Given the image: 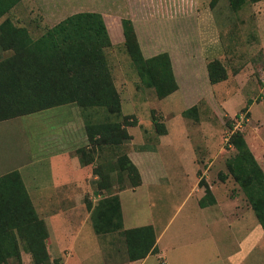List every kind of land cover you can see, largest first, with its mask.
Segmentation results:
<instances>
[{
  "label": "crops",
  "instance_id": "obj_1",
  "mask_svg": "<svg viewBox=\"0 0 264 264\" xmlns=\"http://www.w3.org/2000/svg\"><path fill=\"white\" fill-rule=\"evenodd\" d=\"M175 2L159 1L157 12L167 17L169 9L166 5L173 9ZM180 3L182 2L177 0V5ZM252 4L258 9L264 4V0ZM207 22L202 19L199 21L202 36L212 34ZM177 33L184 34L182 30ZM170 44V49L166 52L170 55L178 88L165 98H157L165 101L159 111L166 131L157 134L152 140L153 144H135V138L129 132L130 127L138 124L137 117L133 115L136 124L126 126L131 135L130 141L122 144L126 146L125 154L140 174L138 185L115 192L121 206L122 229L151 225L156 248V252H149L145 257L128 264H264V229L249 204L241 203L240 197H226L224 190L226 191L229 178L223 176L224 179H221L219 176L220 182H214L213 165H218V171L222 167L215 161L216 157L210 158V141L200 134L208 130V110L212 105L223 109L230 117L237 113L238 109L229 113L225 107L228 92L237 89L233 87L228 90V71L226 79L217 83L210 82L207 64L211 59L205 56V52L213 51L212 45L202 48L203 45H175L172 41ZM224 58L226 55L223 54L218 60L226 68L222 61ZM239 76V73L235 75V80H239ZM217 84L226 93L218 91L216 95L214 86ZM178 99L186 106L180 112H173L172 107ZM254 102L248 97L240 108H246L251 113ZM193 105H197L200 112L191 121L188 118L190 116H184L182 112ZM204 109L206 118L202 120L200 115ZM67 112L69 117L75 114L72 109ZM14 118L0 121V258L20 259L22 264H34L31 262L32 256L27 243L35 236L39 237L41 231L40 225L33 219L32 208L44 222L47 231L45 243L51 263L55 259L60 264H93L91 260L103 259L110 261V258L121 251L123 241L117 234L103 235L110 239L108 245L111 252L108 253L107 249L103 252L97 250V254L85 255L83 259H77V254L75 255L74 245L80 227L75 233L71 229L77 228L74 221L85 219L82 214L83 195L90 191L86 178L91 176L88 168L93 169V164L81 165L75 152L79 147L88 146L82 117L77 124L63 125L60 135L53 138V141L44 143L40 140L32 153L30 139L23 130L22 123L7 124ZM257 134L258 138L255 139L244 137L249 148L257 150L259 155L256 154L255 158L258 161V156H262L263 152L260 143L264 139L259 128ZM198 150L202 151L199 153ZM41 161H45L47 166L41 167ZM64 164H69L70 168L65 170ZM82 168L87 170L83 173ZM11 172H18L23 189H20L13 177H6ZM221 174L223 173L219 175ZM93 177L97 179L98 176ZM201 179L208 185L211 196L204 197L205 185L200 183ZM218 185L221 192L218 191ZM160 187H168L170 196H158L161 206L157 208V214H162L166 210L167 201L174 198L180 202L172 215L158 220V224L151 220L146 224H131L126 227V216L119 193L131 191L133 195H137L138 190L143 189L149 194L151 189ZM86 209L88 208H85L86 219H90V211ZM130 219L129 222H133L138 217L135 215Z\"/></svg>",
  "mask_w": 264,
  "mask_h": 264
},
{
  "label": "rangeland",
  "instance_id": "obj_2",
  "mask_svg": "<svg viewBox=\"0 0 264 264\" xmlns=\"http://www.w3.org/2000/svg\"><path fill=\"white\" fill-rule=\"evenodd\" d=\"M159 1L164 0H127V2L126 0H21L0 17V23L7 19L13 25L23 28L32 40H37L48 29L72 14L95 12L101 14L110 40V45L103 48L102 51L121 101V112L108 113L102 107L81 110L76 104H64L10 120L7 124L22 123L23 130L27 132L30 139L31 153L36 150L35 147L40 140L44 143H48L50 140L53 141V138H58V135H60V129L63 125L67 123L77 124L80 117H82L85 126L88 121L131 122L132 119L134 120V115L138 119V124L136 127H130L129 129V132L135 138L134 143L153 144L152 140L158 133L151 123V117L155 115L161 122L162 115L159 110L163 108L165 101L158 100L152 88L140 84L136 68L130 60L124 45L123 19L131 20L140 50L145 58L160 52H166L170 49V41L175 45L189 44L198 47L203 45L202 48L210 44L213 46V51H206L205 56L211 60H218V58L221 59L223 54L226 55V58L222 61L230 75L227 84L228 90H232L233 87H236L237 90L228 92V103L225 107L229 113L238 110L233 117H230L223 109L212 105L208 110L209 112L207 111L210 117L207 121L209 122L208 130L200 133L205 136L206 140L210 141V158L214 159L216 157L215 161L219 162L223 169L218 171V165H213L214 182H220V173H228L225 161L233 156L235 149L224 138L231 127V120L233 121L239 112H246L248 118L240 132L249 139H255L258 138L257 129L259 128L264 139V117H262L264 115V4L257 9L254 6L255 4L246 1L238 10H234L229 5L228 0H217L212 7L210 6V0H179L182 3L178 5L177 0H173L176 1L175 6H173L175 8L170 9L166 5L169 9L166 17V15L157 12ZM156 2L158 3L156 4ZM256 12H259V14ZM172 16L177 18H171ZM200 19L208 21L212 34L202 36L199 25ZM181 30L185 35L177 33ZM19 39L21 41V38ZM214 46L218 48H214ZM11 53L10 49L0 50V59L10 56ZM238 73L240 74L239 80H235L234 76ZM214 90L216 95H218V91L219 93L224 92L220 84L214 86ZM248 97L255 101L251 107V113L240 108L245 104V99ZM177 101L172 107L173 112L175 110L180 112L186 106L182 104L181 99ZM69 109H72L76 115L71 114V117H69L67 112ZM205 115L206 111L204 109L201 112L200 119L206 118ZM188 118L193 121L192 117ZM260 147L263 152L262 156H258V163L264 171V142L260 143ZM125 148L124 145L115 148L104 147L99 152L92 167L99 165L103 172H107L108 169L105 164L108 161H114L118 155H122L126 150ZM201 151L198 150L199 153ZM251 151L254 156L259 155L256 149L252 148ZM40 164L41 167L47 166L45 161H41ZM68 168H70V165L64 164V169L67 170ZM82 169L83 173L87 170ZM88 173L91 176L86 178V184L88 183L90 191L83 195L84 206L82 205V214L85 219L79 218L74 221L77 228L71 229L75 233L80 227V232L76 238L77 242L74 245L77 259H83L88 254L95 255L99 250L103 252L107 249L108 253L111 252L109 251L111 247L108 245L110 239L103 235H97L93 230L90 219H86V201L89 200L91 203H95L99 198L111 192L115 193L123 187H130L131 184V180L125 172L118 176L117 171H111L110 190L101 189L100 197L96 199L93 191L97 179L93 177L95 175L92 168L91 170L90 167L88 168ZM226 177L229 178L226 191L224 190L226 197H240L241 203L249 204L244 192L230 176V173ZM218 187V191L221 192V187L219 185ZM137 193V195H133L131 191L119 193L122 199L123 212L126 216V227L131 226V224H146L151 220L158 224V220L170 217L180 202H177L174 198L168 200L165 205L166 210L162 214H157V208L161 206L158 196L169 197V188L151 189L149 194L141 189ZM135 215L138 219L129 222V220L131 221L130 217ZM79 223H81V226ZM122 245L123 243H121L120 253L112 259L110 258V261L103 259L102 261L91 260V262L93 264L124 263L127 260L125 246ZM95 261L96 263H94ZM6 264H22V261L19 259L8 260Z\"/></svg>",
  "mask_w": 264,
  "mask_h": 264
},
{
  "label": "trees",
  "instance_id": "obj_3",
  "mask_svg": "<svg viewBox=\"0 0 264 264\" xmlns=\"http://www.w3.org/2000/svg\"><path fill=\"white\" fill-rule=\"evenodd\" d=\"M20 1L0 0V17ZM246 1L254 3L258 0H228L234 10H238ZM216 2L210 0V6ZM122 27L126 52L136 68L140 84L152 88L158 99L173 93L178 85L169 54L160 52L145 58L131 20L123 19ZM109 45L102 16L95 12L72 14L48 29L37 40H32L23 28L13 25L7 19L0 23V50L12 51L10 56L0 59V121L64 104H76L81 110L102 107L108 113L121 112V101L102 51ZM207 70L211 83L226 79V69L220 60L209 61ZM198 109L197 105H193L182 113L184 116L195 117ZM151 121L158 134L165 133L164 124L155 115H152ZM135 124V118L124 123H85L88 146L79 147L75 151L81 165L94 164L104 147L115 148L130 140L131 135L126 126ZM228 142L234 147L235 153L225 161L228 173L221 174L220 178L224 179L230 173L264 229V171L243 133L234 131ZM105 166L107 172H103L99 165L93 166V173L98 176L94 185L95 195L101 194V189L110 190L111 171H117L118 176L125 172L131 180V187L140 183L137 167L125 152L114 161H108ZM6 177H13L20 189L24 188L18 172H11ZM200 183L205 185L204 197L211 196L205 181L201 179ZM200 204L203 202L200 201ZM87 208L96 234H117L123 241L127 257L123 264L143 258L149 252H156L151 225L122 229V213L117 194L111 192L95 203L87 201ZM31 211L41 231L39 237L37 235L27 243L32 262L60 264L57 259L50 262L44 222L32 208ZM7 262V259L0 258V264Z\"/></svg>",
  "mask_w": 264,
  "mask_h": 264
},
{
  "label": "built area",
  "instance_id": "obj_4",
  "mask_svg": "<svg viewBox=\"0 0 264 264\" xmlns=\"http://www.w3.org/2000/svg\"><path fill=\"white\" fill-rule=\"evenodd\" d=\"M248 121L247 118V114L246 112H239L235 118L233 119L232 123H231V127L228 129L227 133H226V137L224 138L225 141H229V137L230 135L234 132V131H240L242 126ZM100 197L99 194L95 195V198L98 199Z\"/></svg>",
  "mask_w": 264,
  "mask_h": 264
}]
</instances>
